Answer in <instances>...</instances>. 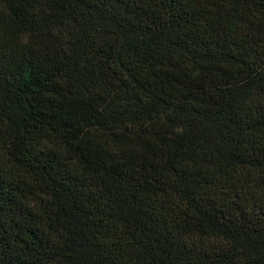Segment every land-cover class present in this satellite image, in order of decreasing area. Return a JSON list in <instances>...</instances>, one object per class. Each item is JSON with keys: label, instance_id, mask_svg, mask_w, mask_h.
Listing matches in <instances>:
<instances>
[{"label": "trees", "instance_id": "1", "mask_svg": "<svg viewBox=\"0 0 264 264\" xmlns=\"http://www.w3.org/2000/svg\"><path fill=\"white\" fill-rule=\"evenodd\" d=\"M0 264H264V0H0Z\"/></svg>", "mask_w": 264, "mask_h": 264}]
</instances>
